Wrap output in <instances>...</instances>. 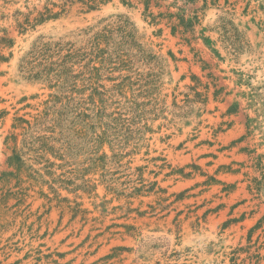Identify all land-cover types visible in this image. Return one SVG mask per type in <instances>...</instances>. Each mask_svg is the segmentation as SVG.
Listing matches in <instances>:
<instances>
[{"label": "rangeland", "instance_id": "obj_1", "mask_svg": "<svg viewBox=\"0 0 264 264\" xmlns=\"http://www.w3.org/2000/svg\"><path fill=\"white\" fill-rule=\"evenodd\" d=\"M149 1L0 0V264H264V0Z\"/></svg>", "mask_w": 264, "mask_h": 264}, {"label": "trees", "instance_id": "obj_2", "mask_svg": "<svg viewBox=\"0 0 264 264\" xmlns=\"http://www.w3.org/2000/svg\"><path fill=\"white\" fill-rule=\"evenodd\" d=\"M146 5H147V9L149 8V6H150V1L149 0H146ZM41 15H42V13H41Z\"/></svg>", "mask_w": 264, "mask_h": 264}]
</instances>
